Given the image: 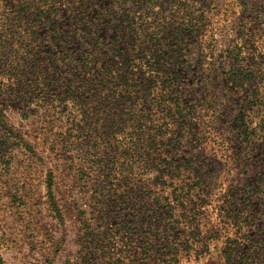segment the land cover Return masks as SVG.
<instances>
[{
    "label": "rangeland",
    "instance_id": "rangeland-1",
    "mask_svg": "<svg viewBox=\"0 0 264 264\" xmlns=\"http://www.w3.org/2000/svg\"><path fill=\"white\" fill-rule=\"evenodd\" d=\"M1 3L27 28L19 73L64 83L0 93V264H264V0ZM99 76L159 136L122 150L76 117L62 137L90 101L70 79Z\"/></svg>",
    "mask_w": 264,
    "mask_h": 264
},
{
    "label": "trees",
    "instance_id": "trees-1",
    "mask_svg": "<svg viewBox=\"0 0 264 264\" xmlns=\"http://www.w3.org/2000/svg\"><path fill=\"white\" fill-rule=\"evenodd\" d=\"M6 6L7 4L5 5L4 3H1L0 0V93L3 96H6L7 94L10 97L11 93L9 92L12 90L14 85L24 84L26 82L28 83L27 88L33 90V97H31V99L35 98V100L40 101L42 95L45 94L50 87L48 84L49 82L56 83L57 79L59 81H63L62 83H64V78L49 77V79H47V77H45L46 73L42 71L43 67L40 63H38L34 68L32 67V72L28 70L26 75L19 73L20 65L28 66L29 64L27 60L28 57L26 56L27 47L23 44V42L19 41L18 46H16L13 42L9 41L8 35L12 32V30H15V28H19V32L13 35H16L17 40L23 39L25 35H22L21 32L25 31L27 28L22 29L23 26L19 17H16ZM25 77H28L27 81H23ZM70 80L71 83L69 84V87H72L76 81L82 82L81 88H86V90L90 93V95H88L90 96V101H85L80 105H76L74 110L71 111L67 117L66 122H63L59 126V134L62 137L71 138L73 132H76L77 127L74 125V121L70 120V118L74 119L76 117H79V119L87 127L86 131L94 133L97 136V139L104 138L106 128L111 129L112 133L118 136L117 139H114L116 145H113V147L121 148L122 150H135L136 148H140L136 141L143 144L142 142L145 139L143 140L138 136L146 132V127H148L147 132L152 133V135L159 136L158 134L162 132L161 128L154 124L152 113L146 110L131 106L117 107L120 109L109 111L110 108H115L110 107L105 103L106 101L111 103V101L107 98L104 92V77L99 76ZM72 91L74 92V90ZM64 109L65 107H63V110ZM33 111L36 112L37 109H33ZM49 131L52 132V130ZM100 176L98 174L96 177L97 179L95 180L101 178L102 184H105L107 179L109 180L112 178L110 172L107 177H103L102 174H100ZM104 189L108 198H110L112 192H115V188H113L112 183H107V189ZM143 213L144 212H142V214ZM114 215H116V213L113 211H110L109 214L104 213V220H106V222L105 227H103L101 231L109 236H113L117 231L115 226L108 224H111Z\"/></svg>",
    "mask_w": 264,
    "mask_h": 264
}]
</instances>
